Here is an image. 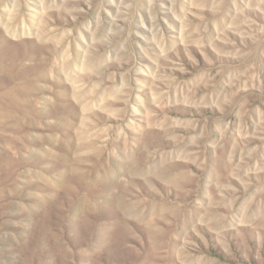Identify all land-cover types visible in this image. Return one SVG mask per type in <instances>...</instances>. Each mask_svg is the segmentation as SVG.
<instances>
[{
	"label": "rangeland",
	"instance_id": "obj_1",
	"mask_svg": "<svg viewBox=\"0 0 264 264\" xmlns=\"http://www.w3.org/2000/svg\"><path fill=\"white\" fill-rule=\"evenodd\" d=\"M0 264H264V0H0Z\"/></svg>",
	"mask_w": 264,
	"mask_h": 264
}]
</instances>
